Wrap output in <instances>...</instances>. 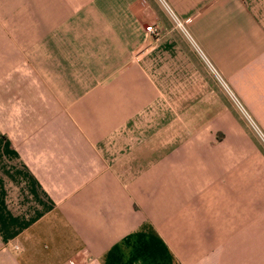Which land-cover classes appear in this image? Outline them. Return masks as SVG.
<instances>
[{
  "label": "crops",
  "instance_id": "0c3cea01",
  "mask_svg": "<svg viewBox=\"0 0 264 264\" xmlns=\"http://www.w3.org/2000/svg\"><path fill=\"white\" fill-rule=\"evenodd\" d=\"M208 66L264 118V0H0V264H264Z\"/></svg>",
  "mask_w": 264,
  "mask_h": 264
},
{
  "label": "rangeland",
  "instance_id": "374dc122",
  "mask_svg": "<svg viewBox=\"0 0 264 264\" xmlns=\"http://www.w3.org/2000/svg\"><path fill=\"white\" fill-rule=\"evenodd\" d=\"M208 70L217 81V85L220 87L221 93H223L222 95H224L225 99L229 103L228 107L232 114V119H234V121L244 129L247 136L254 142L250 141L256 144L262 150V153H264V118L262 120L256 119L254 117L255 114L251 109L252 105L243 103L242 99L237 96L235 89L227 87L226 83L222 81L217 73L210 67ZM235 101L243 112L240 111ZM165 108L168 109V105H165Z\"/></svg>",
  "mask_w": 264,
  "mask_h": 264
},
{
  "label": "built area",
  "instance_id": "2783aa9c",
  "mask_svg": "<svg viewBox=\"0 0 264 264\" xmlns=\"http://www.w3.org/2000/svg\"><path fill=\"white\" fill-rule=\"evenodd\" d=\"M179 28H180V26L179 25H177ZM145 32L146 33H148L149 35H152V36H157V33H156V31L152 28V27H146L145 28ZM235 103H236V101H235ZM236 105L238 106V104L236 103ZM239 107V106H238ZM239 109H240V111L241 112H243L242 110H241V108L239 107ZM68 264H73L72 262H69Z\"/></svg>",
  "mask_w": 264,
  "mask_h": 264
}]
</instances>
